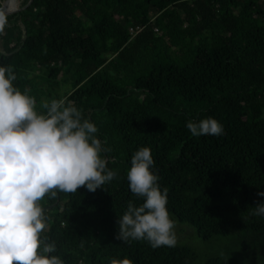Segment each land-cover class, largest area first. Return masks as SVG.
Segmentation results:
<instances>
[{"label":"trees","instance_id":"1","mask_svg":"<svg viewBox=\"0 0 264 264\" xmlns=\"http://www.w3.org/2000/svg\"><path fill=\"white\" fill-rule=\"evenodd\" d=\"M29 3L7 15L0 64L38 109L61 98L80 108L117 173L95 192L44 197L55 254L65 264H264V216L253 214L264 202V0ZM130 27L142 30L133 37ZM208 117L224 134L193 137L187 123ZM141 147L152 150L170 212L192 232L175 247L116 239L129 202L142 203L127 178ZM194 230L232 249L203 256L186 244Z\"/></svg>","mask_w":264,"mask_h":264},{"label":"clouds","instance_id":"2","mask_svg":"<svg viewBox=\"0 0 264 264\" xmlns=\"http://www.w3.org/2000/svg\"><path fill=\"white\" fill-rule=\"evenodd\" d=\"M7 23L0 10V32ZM16 80L13 68L0 64V264H65L55 254V244L44 237L48 217L41 201L56 191L74 193L84 187L95 192L117 173L108 167L104 154L109 149L98 137L97 125L80 108L61 98L38 109L36 97L16 86ZM187 128L193 137L224 134L214 117L189 121ZM155 164L150 147L133 154L127 178L142 203L129 202L118 219L116 239L175 247L178 221ZM253 214L264 216V202L257 203ZM111 264L134 261L113 259Z\"/></svg>","mask_w":264,"mask_h":264},{"label":"rangeland","instance_id":"3","mask_svg":"<svg viewBox=\"0 0 264 264\" xmlns=\"http://www.w3.org/2000/svg\"><path fill=\"white\" fill-rule=\"evenodd\" d=\"M17 0H16V7L18 8V4H17ZM180 224V223H178ZM184 227L188 228V225H185ZM183 226L178 225L177 228V234H178V242H184L185 236L187 235H192V232L190 230H186ZM186 230L187 234L182 235L183 231ZM195 233V237L191 238L188 237L186 238V244L187 245H191L198 253H200L203 256H206L208 254L211 253H220V252H225L226 250L232 249L230 242L224 240V239H220V238H216L214 239L212 242H204L202 240H200L197 235L196 232L194 230ZM189 243V244H188Z\"/></svg>","mask_w":264,"mask_h":264},{"label":"water","instance_id":"4","mask_svg":"<svg viewBox=\"0 0 264 264\" xmlns=\"http://www.w3.org/2000/svg\"><path fill=\"white\" fill-rule=\"evenodd\" d=\"M18 1V0H17ZM9 2V0H6L5 2H4V4L2 5V7L0 8V10H2V11H4L5 13H6V15H12V14H14V13H16V12H19V11H21L20 9H18V8H16L15 10H9L8 8H7V3ZM33 2H34V0H30V3H29V5L27 6V7H29V6H31L32 4H33ZM26 7V8H27ZM25 8V9H26Z\"/></svg>","mask_w":264,"mask_h":264},{"label":"built area","instance_id":"5","mask_svg":"<svg viewBox=\"0 0 264 264\" xmlns=\"http://www.w3.org/2000/svg\"><path fill=\"white\" fill-rule=\"evenodd\" d=\"M142 30L141 27H130L129 32L131 36L135 37ZM157 33H160L158 29L155 30Z\"/></svg>","mask_w":264,"mask_h":264},{"label":"bare ground","instance_id":"6","mask_svg":"<svg viewBox=\"0 0 264 264\" xmlns=\"http://www.w3.org/2000/svg\"><path fill=\"white\" fill-rule=\"evenodd\" d=\"M7 8L9 10H15L17 7H16V0H9V2L7 3Z\"/></svg>","mask_w":264,"mask_h":264}]
</instances>
